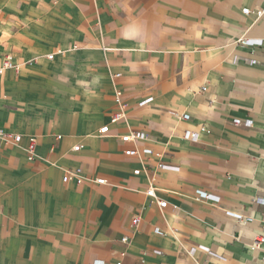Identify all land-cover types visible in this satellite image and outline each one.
<instances>
[{
  "label": "crops",
  "instance_id": "1",
  "mask_svg": "<svg viewBox=\"0 0 264 264\" xmlns=\"http://www.w3.org/2000/svg\"><path fill=\"white\" fill-rule=\"evenodd\" d=\"M20 1L0 0V17L20 10ZM48 6L40 20L0 24L16 29L7 46L0 43L7 50L0 61L6 53L31 61L0 75V96L23 109L57 96L43 112L0 117L1 128L24 135L18 147L0 143V264H200L207 254L208 264H264V240L259 247L253 242L256 233L264 236V203H256L264 197V0H49ZM256 10H263L260 17ZM27 26L44 30L36 37L17 30ZM242 37L262 44L242 45ZM48 70L54 77L29 83ZM117 89L124 116L110 123ZM235 118L252 124L236 125ZM106 123L109 134L97 136ZM201 125L207 131L198 142L182 137ZM135 130L147 139L121 141ZM27 136L36 138L33 160ZM76 144L82 147L73 151ZM133 147L153 153H124ZM159 162L179 169L161 170ZM74 167L84 180L63 182ZM149 185L165 208L145 194Z\"/></svg>",
  "mask_w": 264,
  "mask_h": 264
},
{
  "label": "built area",
  "instance_id": "2",
  "mask_svg": "<svg viewBox=\"0 0 264 264\" xmlns=\"http://www.w3.org/2000/svg\"><path fill=\"white\" fill-rule=\"evenodd\" d=\"M242 12L247 14L250 12V9H248L247 7L242 8ZM263 10H256L255 14L257 17H260L262 15ZM240 44L242 45H246V46H260L262 44V40L260 39H250V38H239L237 40ZM57 52H60V50H57ZM54 53H50L48 54L46 57L48 59H51L53 57ZM254 60H251V63H254ZM28 64L31 63V61L27 62ZM22 64L15 61L13 56L10 53H6L3 55L1 61H0V75H2L4 73V71L6 70H13L15 73H18L21 69ZM120 74L119 73H115L114 77H119ZM205 88L202 87L201 90H204ZM115 104H116V108L115 110L111 113V117H110V123H114L116 121H118L120 118H122L124 116V110H125V103L122 101V91L117 89L115 91ZM152 100V97L148 96L145 99H143L142 101L139 102V105H144L146 103H149ZM175 115L177 113H174ZM179 117H181L182 119H188L189 115L186 113L183 114H179ZM233 123L238 125V124H242L244 126H250L252 124V121L250 119H245V120H241L238 118L233 119ZM109 123H106L102 126H100L96 131L95 134L97 136H105L109 134ZM207 129L205 126L201 125L199 126V128L197 130H191V129H185L183 131L182 137L186 140H189L191 142H198L199 140V136L201 132H206ZM61 135H56L57 139H60ZM24 139V135L20 134V133H16V132H11V131H6L5 129L0 127V143L2 144H7V143H11V144H15V145H19L22 140ZM122 142H132V143H137L140 141H145L147 139V133L141 130H135L132 131L130 133H127L125 135H122L120 137ZM35 147H36V138L33 136H27V143L25 146V151H26V155L27 158L29 160H33L35 158ZM82 147L81 144H76L72 147L73 151H78L80 150ZM124 153L126 155H130V156H136L139 155L140 153L142 154H152L153 151L150 148H142L141 150L137 149L136 147L133 148H128L124 150ZM156 157H160L161 154L160 153H154ZM158 168L161 170H167V171H178V167L175 165H171L165 162H159L158 163ZM133 173L135 175H138L140 173V169H134ZM75 181L77 184L81 183L84 180V177L82 176V170L80 167H74L72 169H67L65 170L63 176H62V181L63 182H69V181ZM96 181L98 183H105V179L100 177L97 178ZM145 194L148 195L149 197H152L155 202L157 203L159 208H165L167 206V202L165 200L159 199L156 195V189L149 185L147 187V189L145 190ZM196 194L198 197L200 198H204V199H208L211 200L213 202H218L219 201V196L217 195H213L201 190H197ZM256 203H264V197L262 198H257L256 199ZM176 208H173V210H175ZM229 215H231L232 217L236 218V219H242L244 221H251L252 219L250 217H243L242 215L236 214V213H232V212H228ZM141 221V217L140 215L137 213L132 217V225L134 227H137L138 224ZM155 233L160 234L161 231L158 227H155L154 229ZM123 241L127 240V237H123L122 238ZM264 240V236L256 233V235L253 237V242L255 244V246L259 247L260 242H262ZM196 251L195 247H191L188 250V253L190 255H194ZM145 251H140V254H144ZM211 258L210 254H207L204 258L203 261H201L200 264H208L209 260Z\"/></svg>",
  "mask_w": 264,
  "mask_h": 264
},
{
  "label": "rangeland",
  "instance_id": "3",
  "mask_svg": "<svg viewBox=\"0 0 264 264\" xmlns=\"http://www.w3.org/2000/svg\"><path fill=\"white\" fill-rule=\"evenodd\" d=\"M48 1L49 0H21L20 1V10H7L2 11L1 12V16L6 15V19L7 21H5L3 18L4 17H0V24L1 25H13L9 20H40L42 19V13L44 11H47V9H50V7L48 6ZM11 3V2H10ZM8 7V6H7ZM3 7H0V10H2ZM27 25V24H26ZM16 29L11 28V27H0V32L2 33L1 35L3 36V34L5 35V37H1L0 36V43L2 45H6L9 42V35H11L12 32H14ZM17 30H21L23 32L28 33L27 37H36V36H40L42 30L41 28H33V27H25V28H17ZM77 48H71V51L76 50ZM4 51L7 50H3L0 51V56L4 53ZM47 50H45L46 52ZM22 66L28 64L27 61H25V59H22ZM51 70V69H50ZM46 76V77H45ZM45 76H35L32 77V81H30L29 83L31 85H41V82L43 80V78H48V77H54L53 72L52 71H46ZM114 77V74L112 75ZM88 78V77H87ZM86 90H90V87L88 85L85 86ZM89 93V92H88ZM5 96V97H4ZM57 101V96L53 95L50 96V98H48L47 103H49L50 105L52 104H56ZM47 103H41V102H37L35 101H29L26 102V108H20L18 106H14L11 105L7 99V95H1L0 96V117L1 115L4 116H8L10 113L15 115L16 113H23L25 111H30V112H43L46 109V105ZM6 147L8 148H14V147H18L15 144H11V143H7Z\"/></svg>",
  "mask_w": 264,
  "mask_h": 264
}]
</instances>
